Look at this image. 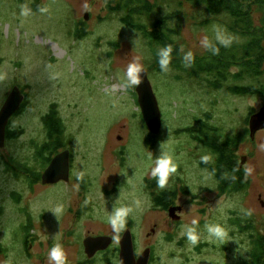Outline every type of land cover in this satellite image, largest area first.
<instances>
[{
  "label": "rangeland",
  "instance_id": "obj_1",
  "mask_svg": "<svg viewBox=\"0 0 264 264\" xmlns=\"http://www.w3.org/2000/svg\"><path fill=\"white\" fill-rule=\"evenodd\" d=\"M177 1L151 0L156 10L143 22L152 23L177 11ZM36 3L43 8L32 13ZM109 5L111 0H0V110L15 86L30 97L24 114L12 121V129H22L25 134L0 148V172L8 161L21 164L31 157L29 139L41 137L43 117L54 105L65 125L64 144L73 149V188H55L43 203L37 198L41 188L26 191L21 183L12 186L0 173V204L5 203L7 214L5 220L0 218V264H50L48 254L57 245L65 254V264H120V239L127 228L134 235L138 257L152 249L149 264L249 261L252 236L264 235V131L253 142L247 139L238 151L245 161L249 188L222 195L218 181L202 166L214 157L186 129L209 114L219 136L244 133L249 128L246 119L253 111L259 112L264 101L211 89L205 77L190 79L181 74L177 79L179 72L174 69L157 72L146 40L121 22L124 12H111ZM25 7L30 10L27 16L22 15ZM88 7L90 18L85 20ZM179 17L176 41L194 55L208 50L201 43L205 37L211 44L218 43L217 30L231 42L238 41L227 30L225 17L203 25L209 16L187 3ZM130 64L148 70L159 102L162 130L153 147L146 143L151 134L128 89ZM132 86L136 89L137 85ZM165 153L172 157L177 171L161 189L158 177L151 173L155 161ZM149 183L157 186L156 195L168 190L176 193V204L184 207L180 221L154 204ZM8 190L18 194L21 203L7 196ZM135 201L140 202L139 207ZM40 204L52 213L45 225L37 218ZM114 206L132 209L119 233L109 223ZM24 207L35 216L38 230L34 240L23 241L27 232L18 229L24 222L20 215ZM64 207L73 209V214L64 212L58 219ZM238 220L246 226L251 223L252 229H240ZM206 225L221 226L228 239L220 242ZM189 227L198 236L195 245L188 240ZM100 233L114 237V244L106 253L89 259L83 242L89 234Z\"/></svg>",
  "mask_w": 264,
  "mask_h": 264
},
{
  "label": "trees",
  "instance_id": "obj_2",
  "mask_svg": "<svg viewBox=\"0 0 264 264\" xmlns=\"http://www.w3.org/2000/svg\"><path fill=\"white\" fill-rule=\"evenodd\" d=\"M177 2V11L162 15L152 23L143 22V19L149 20L156 10L151 0H111V5L108 7L111 12H124L121 22L140 33L146 40L154 57L152 67L157 72L165 73L174 69L179 72L177 79L182 78L181 74L190 79L205 77L211 89L225 90L237 97H258L264 101V0H179ZM185 3L196 9H202L209 16L203 25H210L221 17L227 18V30L235 35L238 41L230 42L228 47H224L219 42L214 43L204 54H192L189 57V51L184 50L176 41L180 33L179 13ZM42 8L43 5L40 3L33 4L31 12L36 13ZM169 47H171L169 64L162 66L160 50ZM238 82L242 85L237 84ZM128 89L138 105L135 87L129 85ZM253 114L254 111L250 115ZM209 118L211 116L208 114L204 120L197 119V126L186 129L191 137L209 149L214 157L213 162H202V166L218 181L222 195L245 192L250 186V179L245 176L244 159L239 157L238 151L250 138V130L245 128L244 133L222 137L218 135V128L211 124ZM248 120L247 118L246 126ZM143 124L147 129L144 122ZM45 127L49 139L64 140L65 125L55 105L45 117ZM155 138L149 135L146 141L149 147L154 146ZM249 141L254 140L249 139ZM59 143H47L46 154L51 156L61 148L68 149L64 142ZM50 160V158L46 160V165ZM154 204L167 211L171 205L176 204V193H160L154 198ZM236 223L242 230L252 229L250 222L248 226L244 225L242 220ZM252 238L254 246L250 260L239 264H264V235L252 236Z\"/></svg>",
  "mask_w": 264,
  "mask_h": 264
},
{
  "label": "water",
  "instance_id": "obj_3",
  "mask_svg": "<svg viewBox=\"0 0 264 264\" xmlns=\"http://www.w3.org/2000/svg\"><path fill=\"white\" fill-rule=\"evenodd\" d=\"M89 7L86 9L85 20H89ZM140 81L136 86L138 104L142 113V118L151 135L157 136L162 130V113L159 102L154 92L153 85L149 78L147 69H141L138 73ZM20 87L15 86L7 98L6 103L0 110V148L5 146L7 127L10 119L20 111L24 102ZM250 138L255 140L258 132L264 131V107L249 119ZM245 162V161H244ZM243 162V164H244ZM69 151L57 155L50 163L43 175V182L58 183L60 181H69ZM182 206H172L168 209L169 217L174 221H180L182 215ZM85 253L89 259H93L98 253L109 250L114 244V238L105 236H88L84 242ZM152 249L148 248L141 256H137L134 243V235L131 229L124 232L120 239V264H149L151 261Z\"/></svg>",
  "mask_w": 264,
  "mask_h": 264
},
{
  "label": "flooded vegetation",
  "instance_id": "obj_4",
  "mask_svg": "<svg viewBox=\"0 0 264 264\" xmlns=\"http://www.w3.org/2000/svg\"><path fill=\"white\" fill-rule=\"evenodd\" d=\"M20 89H21L23 95L25 96V99H24V102L21 106L20 111L17 112L9 121V125L7 127L5 145H7L8 141L14 140V139H20L25 134L24 130H22V129H20V130H13L12 129V124H13L12 121L24 114V112L27 108V104L30 101L29 94L27 92H25V90H23L22 88H20ZM45 117H43V120H42L43 133L40 132L41 137L38 140L34 139V137H31L29 139L30 140L29 145L32 149L31 155H30L31 157L24 160L21 164L19 162H16V161H8V162H6L5 165H3V168L0 172L3 175V181H6V183H11L12 186H13V183H21V184L25 185L26 191L28 189L33 190L35 187H38V189L41 188L43 191L40 194V196L37 197L38 199H41V203H43L45 197H47L48 192H50L51 190H54L55 188H60L62 185H67L68 187L73 188V149L70 146L68 149H65V148L62 149L61 148L57 153H55L53 155L51 154V156L46 154L47 143H51V142H58V143L61 142L62 143V142H64V140L61 138H60V140H57V141H56V139H53V140H52V138L49 139V134H48L46 127H45ZM10 136H12V138H9ZM72 146H73V143H72ZM65 151H69V164H70L69 181H63L62 180L58 183L45 184L43 182V175L45 174V171L49 167L51 161L57 155L65 152ZM48 158H50L51 160L49 161V164L46 165V160ZM81 184H83V181L81 182ZM156 187L157 186H155L154 184L149 183V188H150L149 191L151 192L153 198L157 197ZM4 190H7V189H4ZM10 191L11 190L7 191V196H9L10 198L13 197L12 199L15 198V201L18 204L21 203L22 198H20V196L18 194H13ZM167 192L174 194V192L172 190H168ZM15 195L18 197H14ZM176 199H177V196H176ZM172 206H179V205L174 204V205H171L170 207H172ZM38 208L42 209V211L39 214H37L38 222L42 225H45L47 223V217H48L49 221L51 220V214L52 213L49 209H45L46 207L44 205L41 206V204H40ZM65 208L66 207L63 208V212L58 217V219H60L61 216L68 214L70 212L73 214V209L72 210L71 209L65 210ZM5 209H6V205L3 202L0 204V218H2L4 220L6 219V216H7ZM29 211L30 210L26 209V207H24L23 209L20 210V215L22 216V218L24 217V222L22 224H19L18 229L22 232V234H23V231H22L23 228L27 232L26 236H25V234H23V241L34 240V237H36L34 235V233L38 230L37 227L35 226V224H36L35 219H33L35 216L32 215ZM183 211H184V209H183ZM183 211H182V213H183ZM64 212H65V214H64ZM76 215H79V214H76ZM17 219H18V221H21V222L23 221V219L22 220H20L19 218H17ZM66 222H67V219H66ZM127 230H128V228H127ZM32 233H33V235H32ZM105 235H107V234L100 233L97 235L89 234L88 236L96 237V236H105ZM114 241H115V239H114ZM30 247H31V244H30ZM104 253H106V251L102 252V253H98L97 256L104 254Z\"/></svg>",
  "mask_w": 264,
  "mask_h": 264
},
{
  "label": "clouds",
  "instance_id": "obj_5",
  "mask_svg": "<svg viewBox=\"0 0 264 264\" xmlns=\"http://www.w3.org/2000/svg\"><path fill=\"white\" fill-rule=\"evenodd\" d=\"M30 10L25 7L22 9V15L27 16L29 14ZM215 39L224 47H228L230 44V39L225 37L219 30L216 32ZM202 46L212 47V44L209 42L208 38L205 37L202 40ZM218 51V49H217ZM170 52L171 47L169 48H163L160 50V55L162 56V59L160 61L162 66H167L169 64L170 60ZM188 56L191 57L192 53L189 52ZM167 70V69H165ZM141 71L140 67L137 64H130L127 69V77L128 82L130 85H137L140 83L138 79V73ZM204 160L207 159V157L203 158ZM177 171V167L173 162V159L171 156H169L167 153L162 155L160 158H158L155 161V167L152 169V176L158 177V186L159 188L163 189L168 183L169 176ZM135 204L137 207L140 206L139 201H135ZM56 211H59L57 209ZM132 211L129 207H116L114 206L113 212L111 216L109 217V223L115 233H119L125 226L126 218L128 217V214ZM193 224L196 223V221L192 222ZM207 230L213 234L214 237H216L220 242H224L228 239V233L224 228H222L219 225H206ZM187 237L188 240L195 245L198 241V236L194 230V228H187ZM48 259L50 261V264H65V254L63 250L60 248V246H54L49 254Z\"/></svg>",
  "mask_w": 264,
  "mask_h": 264
},
{
  "label": "bare ground",
  "instance_id": "obj_6",
  "mask_svg": "<svg viewBox=\"0 0 264 264\" xmlns=\"http://www.w3.org/2000/svg\"><path fill=\"white\" fill-rule=\"evenodd\" d=\"M54 51H55V53H57L58 49L54 48ZM58 53H57V55L60 56V54H58Z\"/></svg>",
  "mask_w": 264,
  "mask_h": 264
}]
</instances>
